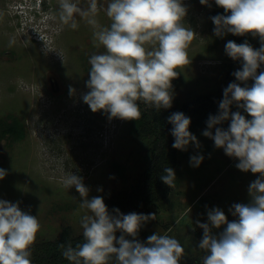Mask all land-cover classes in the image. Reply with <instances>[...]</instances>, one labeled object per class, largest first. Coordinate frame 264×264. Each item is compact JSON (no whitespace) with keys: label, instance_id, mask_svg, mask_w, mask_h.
<instances>
[{"label":"rangeland","instance_id":"1","mask_svg":"<svg viewBox=\"0 0 264 264\" xmlns=\"http://www.w3.org/2000/svg\"><path fill=\"white\" fill-rule=\"evenodd\" d=\"M32 2L0 0V127L13 117L24 127V135L18 139L0 131V168L7 172L0 180V199L19 202L22 211L37 215L41 224L38 241L57 237L64 226L74 234L83 233L81 217L91 213L80 209L81 197L75 187L64 186L68 174L83 178L89 199H105L135 181L147 161L150 144L134 130L132 121L110 120L108 114L94 113L83 102L89 59L104 51L94 45V29L87 18L75 15L78 27L73 29L59 19V0H36L42 7L36 13L29 9ZM73 2L87 10L90 0ZM109 2L97 0L96 19L105 27L111 23L106 16ZM183 3L188 9L183 24L196 35L187 49L191 63L178 68L180 74L172 81V105L212 90L230 60L225 45L231 38L220 40L214 34L210 19L214 0H209L210 7L200 0ZM251 45L258 49L260 41ZM138 103L140 108L149 105ZM238 111L247 117L242 109ZM205 130L207 127L191 132L199 149L190 143L186 150H178L176 180L169 197L142 211L157 217L145 223L147 233L136 238L142 243L154 233L176 238L186 253L180 264H202L206 255L198 248L203 229L196 221L207 223L208 211L217 207L229 221L236 219L229 208L250 202L248 187L258 178V174L237 169L239 161L216 148L212 139L203 136ZM212 131L214 134L215 129ZM193 155L204 157L198 167L190 164ZM212 231L218 235L223 226ZM111 264H116L114 257Z\"/></svg>","mask_w":264,"mask_h":264},{"label":"clouds","instance_id":"2","mask_svg":"<svg viewBox=\"0 0 264 264\" xmlns=\"http://www.w3.org/2000/svg\"><path fill=\"white\" fill-rule=\"evenodd\" d=\"M200 3L210 7L209 0ZM214 3L226 13L210 18L217 37L250 34L259 37L260 47L254 48L247 41L226 43V55L242 62L241 70L232 75L245 86L229 83L223 90L218 114L209 116L202 134L227 156L237 159V169L258 174V178L248 187L250 202L234 203L229 208L236 219L229 221L217 207L208 211L207 223L196 221L203 229L198 248L206 252L203 264H264V71L258 73L264 65V0ZM31 4V12L42 10L36 0ZM187 11L183 0H110L106 16L111 23L105 27L96 19L97 0H90L87 10L73 0H59L60 21L76 29L75 15L87 18L94 29V45L104 49L89 59L88 91L82 100L92 112L103 111L110 120L137 121L142 115L139 101L158 111L172 107V81L180 74L178 68L191 63L187 49L196 35L183 24ZM249 80L253 81L251 86L247 85ZM233 104L247 117L240 111L232 112ZM167 119L173 126V148L183 151L190 143L200 148L197 137L189 131V117L175 112ZM229 120L227 129L217 127ZM203 159L202 155H193L190 164L198 167ZM163 171L166 174L160 179L173 187L174 169ZM6 175L0 168V180ZM63 184L67 189L75 187L81 197L80 209L91 213L80 220L83 243L75 247L71 243L59 245L62 255L73 264H109L113 257L116 264H180L186 256L181 243L169 235L154 233L146 243L136 239L145 223L156 220L155 213L123 214L118 208L110 212L102 196L88 198L89 188L74 173L68 174ZM222 226L223 231L214 235L212 229ZM40 230L37 215L22 211L19 202L0 199V264H32V247ZM117 232L121 233L119 238Z\"/></svg>","mask_w":264,"mask_h":264},{"label":"trees","instance_id":"3","mask_svg":"<svg viewBox=\"0 0 264 264\" xmlns=\"http://www.w3.org/2000/svg\"><path fill=\"white\" fill-rule=\"evenodd\" d=\"M213 16L226 15L224 10L216 5L212 9ZM230 37L231 41L237 44L247 41L252 44L254 40L260 41L259 37H253L248 34L245 36H236L226 34L218 39L223 40ZM242 62L230 60L226 63V68L220 82L215 87L207 92L196 93L188 99L182 101L178 105H172L169 109L157 110L151 105L146 108H140L142 113L141 118L137 121H132L134 130L143 134L149 140L150 151L147 161L142 170L136 176L135 181L128 187L116 189L109 193L104 202L110 212L113 209H119L121 213H138L141 214L143 210L151 205H160L169 197L171 188L165 185L160 177L165 175L163 169L171 167L175 169L178 163V149L172 147L174 137L171 135L172 125L168 123V117L175 112H182L191 119L189 131L192 132L201 127H207V120L210 115H216L219 112V103L223 99V90L229 83L236 82L233 72L241 70ZM259 71H264V65ZM253 81L247 82L251 86ZM175 84V83H174ZM241 86H245L241 83ZM237 106L233 104L231 111L236 112ZM230 124L229 121L223 122L217 127L227 129ZM1 134L10 135L12 138L18 139L24 135V127L16 117H13L10 122H5L0 127ZM139 233H147V229L141 227ZM120 232L116 233L119 238ZM132 239V237H126ZM71 243L73 247L78 243H83L82 233L74 234L69 226H64L59 235L55 238L42 239L35 242L32 247V264H73L68 261L63 255V249L59 247L60 244ZM112 261V260H111ZM111 261L109 264H111ZM203 264V259H202Z\"/></svg>","mask_w":264,"mask_h":264},{"label":"crops","instance_id":"4","mask_svg":"<svg viewBox=\"0 0 264 264\" xmlns=\"http://www.w3.org/2000/svg\"><path fill=\"white\" fill-rule=\"evenodd\" d=\"M238 111V110H237Z\"/></svg>","mask_w":264,"mask_h":264}]
</instances>
